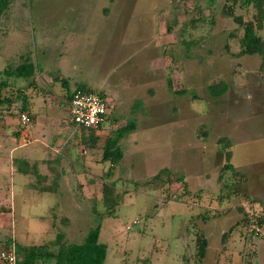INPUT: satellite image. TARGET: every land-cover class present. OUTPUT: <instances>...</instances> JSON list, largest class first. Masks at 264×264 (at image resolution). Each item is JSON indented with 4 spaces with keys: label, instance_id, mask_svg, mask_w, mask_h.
<instances>
[{
    "label": "rangeland",
    "instance_id": "374dc122",
    "mask_svg": "<svg viewBox=\"0 0 264 264\" xmlns=\"http://www.w3.org/2000/svg\"><path fill=\"white\" fill-rule=\"evenodd\" d=\"M243 2L10 0L8 8L0 15L2 53L18 40L19 45L28 44L30 57L38 61L42 51L39 29L41 34L57 31L69 39L75 33L73 29L78 28L83 34L81 41H78L81 46H77L80 52L75 55L71 51L64 52L67 54L66 61H69L67 65L70 67L73 64L70 70L74 77L79 73H98L94 64L95 51L105 53L109 59H119L124 53L134 52L133 60L120 66L118 72H112L108 79L112 83L115 77L127 74L123 78L124 83L115 81L124 97L131 94L129 71L135 78L145 75L142 71L139 76L140 68H132L131 64L138 60L136 58L144 56L145 52L152 54L155 51H137L135 48L154 29L160 37L164 23L170 22L173 26V43L167 45L168 56H163L173 59L174 69L182 76H174L172 86L167 87L169 97L173 94L168 105L174 108V113L181 108L183 114L178 115L174 124L168 122L170 119L167 118L175 114L163 109L160 101L154 103L166 92L158 88L159 94L150 101L154 105L148 108L146 119L141 124L137 122L132 132L134 135L129 136L131 131H125L119 138L123 156L110 173L108 162L98 160L101 145L106 136L124 125L123 119L126 123L132 122L133 114L123 115L113 126L109 124L98 135L95 145H81L86 150L83 157L76 153V160L72 157V162L65 160L62 163L65 171L61 190L55 188L54 194L32 190L28 193L20 190V194L15 192L12 210L0 213V245L7 244V240H14L15 245L42 244L53 239L58 232L63 234L66 241L79 243L94 220L92 206L104 214L114 202V216L100 219L99 241L106 246L103 264H193L194 236L201 228L208 242L203 264H250L256 252L258 263L264 264V243L258 237L248 235L242 225L245 214H264V188H259L264 182L256 178L249 181L246 174L247 169L256 165L252 163L260 158L257 156L264 154V143H247L245 140L257 126H261L249 124L253 121L248 115L249 107L254 104L248 101L246 83L249 76L244 69L255 70L261 58L258 55H233L240 50L242 31L232 16L240 15L243 20L255 19V10L246 7ZM7 13L10 14L8 19ZM151 14H155V17ZM154 20L156 25L152 27ZM182 23L187 28L181 32ZM256 33L264 46V18L262 28ZM189 38L195 42L186 43L185 46L180 41ZM157 45L160 50L161 44ZM117 50L119 55L113 56ZM53 54L54 51H51L50 55ZM103 60L108 62V58ZM161 60L159 58V62ZM2 65L8 68L11 64L0 58V68ZM149 66L147 62L144 68L151 69ZM47 69L52 71V79L58 75L55 67L49 66ZM1 78L7 82L1 94L10 96L11 102L0 107V120L7 124L2 130L6 134L2 135L0 131V139L9 136L12 139L11 128L16 125L31 127L37 122L38 115L22 112L27 114L29 121L20 125L17 116L24 101L27 105L26 95L18 97L17 92L22 93L19 87H9L11 76ZM57 79L60 77L57 76ZM219 81L226 84V90L219 98L213 99L208 95L207 86ZM58 85L53 84L51 93H56L54 90ZM67 101L64 98V102L59 103V109L64 113L65 132L74 129L69 121ZM127 101L120 105V109L128 113L138 112ZM113 105L109 103V109ZM32 116L33 122L30 121ZM246 122L249 132H246ZM181 126L188 128V135L185 132L183 140L177 137H180L181 129L178 127ZM78 131L74 129L68 144L79 141ZM34 134L38 135L36 132ZM241 137L243 142L239 141ZM181 141H184V146ZM77 145L75 143L74 147ZM67 148L62 147L60 154L65 155ZM229 150L231 159L228 160L226 152ZM228 162L233 165V171L224 169ZM160 170H166L167 174L155 177ZM72 176L74 178L70 180ZM111 181H114L112 187L109 186ZM2 191L0 197L9 199L11 203L10 195H3ZM256 191L261 194H256ZM22 199H25L24 202H20ZM203 215L208 218L201 219ZM229 228L230 231H227ZM225 233L228 234L223 236ZM256 262L252 260L251 264Z\"/></svg>",
    "mask_w": 264,
    "mask_h": 264
},
{
    "label": "crops",
    "instance_id": "0c3cea01",
    "mask_svg": "<svg viewBox=\"0 0 264 264\" xmlns=\"http://www.w3.org/2000/svg\"><path fill=\"white\" fill-rule=\"evenodd\" d=\"M6 15L8 19V16L10 14L7 13ZM154 15L155 14H151V16L155 17ZM155 25L156 23L154 20L151 26L154 27ZM163 26V30L162 32H160V37L157 36L158 34L154 29L153 32L151 31V35L148 36V38L144 39V42L138 45L139 47L135 48L137 51H144L146 49H153L155 51L152 54L145 52L144 56L136 58L138 60H135L131 64L132 68H140L138 69L139 73L144 72L145 75L141 78H135L131 71H129L131 74L130 80L132 81L130 84L132 86L131 94H129L130 98L122 96L123 94L118 88V85L115 83V81L124 83L125 79L123 80V78H125L127 74L122 77H115L112 80V83H110L108 79H110L109 76L112 72H118V70L121 69L120 66H125V64L130 60H133V51L124 53V55H122L119 59H109V56H105V53L102 54L95 51L94 64L98 70V73H94L93 75H88L87 73H79L77 77L72 76L71 70L73 68V64L70 65V67L67 65L69 61H66L67 54H64V52L71 51L73 52V55H75L76 52H80L77 50V46H81L80 42L78 41H81L83 34L82 31L78 28L73 29L75 33L72 34L69 39H65L63 34L57 31H54L51 34L48 33L44 35L41 34V29H39L40 31L38 39L42 51L41 57H39L38 61H36L34 57H30L28 44L24 45V43H22L21 45H19L18 40L16 42L17 46H15L16 44H12L6 49L5 53H2L0 51V58H4V60H8L10 62L11 65H9L10 67H8L10 69H14L17 65L23 62H30L32 64L34 72L29 78L10 75V71L5 74V71L3 72V70H5V68L7 67L2 65V67L0 68V81H6L1 78L2 76H11V80L14 82H9L10 84H13H8L9 87L15 86V89L19 87L24 96L26 95L25 98L27 99L28 110L25 112H27L28 115H32L33 113L38 115L37 122H34L31 127L22 128L19 125H16L11 128V130H9L13 134L12 139L10 136L6 139H0V190H3V195L8 194L11 197V203H9V199L4 198L3 200L0 197L1 214L7 211L10 212L12 210L11 206L14 204L15 200L14 193L18 192V194H20V190H24L27 193L31 190L38 193H56L55 188H61L62 180L64 178L63 172L65 171V169H63L62 163H65V160H69V162H72V157H74L73 160H76V153H80V157H83V154L86 153L84 147L81 146L83 144L79 143V141H81V138H79V141H75L72 145L68 144L70 141L69 136L73 134L74 129L78 128L72 126L74 129L65 132L63 129L64 113L59 109V103L64 102V98H68L70 93L75 88L81 86L83 88L92 90V92H97L103 95L108 104H114L113 108H111L110 110L108 108L110 112L109 119L107 120L105 126L97 133L98 135L102 133L109 124L110 126L117 124L125 114H133L134 116L132 118L133 127L130 129L131 134L129 136L134 135V133L132 132L136 129L137 122L141 124L142 120L146 119L145 115L146 112L148 113V108L151 105H154V103L158 104L157 101L161 102L163 109L167 110L169 113L171 112L172 114H175L174 116L167 118L170 119L168 122L172 124L177 122L178 115L180 116L181 113L183 114V111L181 108H178L177 113H174V108L168 105L169 99L171 98V96H173V94L171 93L169 97L167 87L172 86L171 84L174 76H182V73L174 69L175 66L173 65L172 58L167 57L166 59L163 56V54H165V56H168L169 53L167 51V45L169 43H173V30L167 31L165 23ZM88 36L91 37V35ZM73 42L75 45L73 44ZM155 42L157 44H161L160 50L157 49L159 46ZM44 45H46L45 48ZM51 51H54V54L52 56L50 55ZM119 53V50H117L116 52H114L113 56H117L119 55ZM101 56H103V58ZM10 57L14 59H10ZM104 58H108V62L103 60ZM159 58H162L160 62ZM183 60L184 58L181 60L182 63ZM186 61H188V59H186ZM147 62H149V67H151V69L144 68ZM259 65H262L263 67L259 69ZM49 66L55 67V73H58L57 76L60 77V79H57V76L55 75L53 79L51 78L50 72L52 71H49L47 69ZM244 71L249 76L246 83L248 84V101L254 104L252 107H249L248 115L253 119V121L249 122V124L252 126L253 124H256V126H261L260 128L257 126L255 130H253L250 134L248 133L249 135L245 140L247 141V143H264V141H258L259 139L264 140V62H261L260 59V62L258 63V66L255 67V70H251L250 68H248L244 69ZM141 73L139 74V76L141 75ZM150 76H152V78ZM55 83L59 84L55 87L54 91L56 93H51V89L53 87V84ZM182 83L183 82H181L180 84L182 85ZM4 84L6 86L7 82H5ZM158 88L160 91L164 90L166 92H163L161 94L162 97L157 98L154 103L150 102L153 96H157V94H159L157 92ZM171 90L173 91L174 89L171 87ZM151 91H153V95ZM236 95L235 98H238ZM125 101L128 102L127 104H131L130 107L135 106L138 109V112L128 113L123 111L124 109L121 110L120 105L124 104ZM167 106H169V109H166ZM110 115H112L111 119ZM30 121L33 122L34 117L30 119ZM123 123L124 125L126 124L124 119ZM5 126H7V124H5L3 120H0V131L5 129ZM178 128L181 129V134L180 137L179 135H177V137L183 140L185 138V132L188 135V128L184 126ZM245 128L246 132H249V125L247 124V122ZM16 131H19L17 138L14 137V135H16ZM35 132L38 133V135H35ZM78 133L80 134V130L78 131ZM235 140L237 143L238 137ZM239 141L243 142L244 139L241 137ZM75 143L78 144L76 147H74ZM181 145L184 146V141H181ZM118 146L121 149L122 146L120 142H118ZM62 147H68L67 149H65V155L60 154V149ZM257 157L260 158H257L256 161L252 163L256 165H254L253 168L247 169L248 173L246 174L248 175L249 181L251 178L252 180L256 178L258 181L264 182V154ZM256 166L257 168H255ZM32 169H35V171H32ZM260 172L261 175L259 174ZM72 178H74V176L69 177L70 180ZM82 178L84 177L82 176ZM248 187H251V185L248 184ZM259 188H264V185L261 184ZM256 194L261 193L256 191ZM24 200L22 199L20 200V202H24ZM257 253L258 252H256V254L252 257L251 263L252 260H256V264H260L258 263Z\"/></svg>",
    "mask_w": 264,
    "mask_h": 264
},
{
    "label": "trees",
    "instance_id": "16d2710c",
    "mask_svg": "<svg viewBox=\"0 0 264 264\" xmlns=\"http://www.w3.org/2000/svg\"><path fill=\"white\" fill-rule=\"evenodd\" d=\"M9 4H10V0H0V15L3 14L4 11H6ZM243 4L246 7H250L253 10H255L254 12L255 19L243 20L240 15L232 16L233 21L238 25V28L241 29L242 31L241 37L239 39L240 50L233 55L236 56L258 55L261 58V62H264V46L262 44L263 40L256 33L258 30L262 28V20L264 18V14H263L264 0H244ZM228 10L230 11V8H228ZM165 25L167 31L172 30L173 26L170 25V22L168 23L165 22ZM184 28H185L184 24L182 23L181 32L182 30H186L187 27L185 29ZM181 42L186 46V43H188L189 45V44H193L195 41L193 39L190 40L189 38L186 41L181 39ZM262 67H263L262 65L261 66L259 65V69ZM9 71H10V75H14L16 77H27V78L31 77L34 72L33 66L30 62H23L17 65L14 69L5 68V70H3L5 74ZM4 83H5L4 81H0V107L6 105V103L9 105L11 102L10 96L9 97L2 96L1 94V90L3 89L2 87L5 86ZM77 88L82 89L84 91L85 90L91 91L81 86ZM225 90H226V84L223 81L209 84L207 86L208 95L213 99L219 98L225 92ZM97 94L103 97V95L99 93ZM17 96L21 97L23 96V93L17 92ZM68 99L69 97L67 98V100ZM23 103L24 104L19 109L21 113L25 112L27 109L26 102L24 101ZM109 110H107V112L105 113L103 117V122L100 123L96 128L77 127L80 130L79 137L81 138V141H79V143H83V145L85 146L88 144L89 147L96 144L99 138L97 133L105 126L107 120L109 119L108 116L110 113ZM69 121L73 127H76L72 123L70 119V115H69ZM132 127H133L132 122L126 123L119 129H116L110 136H106L104 138L103 144L101 145L100 148V155L98 160L99 162H108L109 173L112 170V168L116 166V163L122 158V152L118 146L119 138L121 137L123 132L130 131ZM18 132L19 131L15 132L16 134L14 135L15 138L18 137L19 134ZM1 134L5 135L6 132L1 131ZM225 145L227 146V142H225ZM228 145H230L229 142ZM230 152H231L230 150L226 152L228 160L231 159ZM224 169L233 171L234 167L230 162H228L227 164H225ZM33 170L35 171V169ZM161 171L162 170L157 172L155 174L156 176L155 175L154 176L159 177L160 175H162V173L165 175L167 174L166 170L162 172ZM236 176L239 177L238 174H236ZM111 183H109V186L112 187L114 181H111ZM113 204L107 208L106 213L104 214L98 212L95 209V207L92 206V213H94L93 216L94 220L91 223L92 226L91 225L89 226L88 231L85 233V235L83 236L82 240L79 243H71L66 241L63 234L60 232H58L53 239L45 241L42 244H34V245L32 244V245L24 246V245H15V243L12 241L15 247L16 261H17L16 264H103V261L105 259L106 246L99 241L100 219L103 216H114V214L112 213ZM117 204H119V202ZM238 209L239 211L241 210L240 208ZM206 218L208 217H205L204 215L201 216V219L203 220ZM238 225H240L239 222ZM242 225H243V229H245L248 235L250 234L252 237L256 236L259 238L258 240L260 242L264 243V214L262 216H253V214H245L244 217L242 218ZM230 229L231 228H229L227 231H230ZM201 230L199 229V231L195 232V236H194V252L192 255L193 264H203V260L205 258V255L207 254V249H208L207 237L206 234L204 233V229L202 231ZM226 234L228 233L223 234V236H225ZM9 242L10 241L7 240V244H4L3 246L10 244Z\"/></svg>",
    "mask_w": 264,
    "mask_h": 264
},
{
    "label": "built area",
    "instance_id": "2783aa9c",
    "mask_svg": "<svg viewBox=\"0 0 264 264\" xmlns=\"http://www.w3.org/2000/svg\"><path fill=\"white\" fill-rule=\"evenodd\" d=\"M68 112L72 123L76 127L96 128L103 122V117L109 108L104 97L95 92L75 88L68 99ZM29 121L26 113H20L18 122L24 125ZM135 223V221H134ZM16 253L13 242L0 245V264H16Z\"/></svg>",
    "mask_w": 264,
    "mask_h": 264
}]
</instances>
